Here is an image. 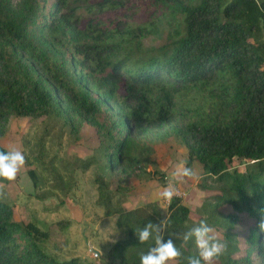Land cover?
Returning <instances> with one entry per match:
<instances>
[{
  "label": "trees",
  "instance_id": "trees-1",
  "mask_svg": "<svg viewBox=\"0 0 264 264\" xmlns=\"http://www.w3.org/2000/svg\"><path fill=\"white\" fill-rule=\"evenodd\" d=\"M161 23V44L146 46ZM11 116H58L72 129L89 122L109 169L125 173L141 167V137L171 131L187 148L186 166L201 167L203 188L209 179L229 184L216 196L231 206L215 227L226 248L212 264H264L257 227L264 215V0H0V139ZM22 153L35 179L34 161ZM151 207L120 214L116 224L127 236L112 245L111 261L140 264L154 246V238L141 244L136 236L147 222L159 223ZM168 212L161 234L182 252L177 264H186L197 254L187 249L194 240L185 247L176 234L188 231L191 210L175 196ZM242 213L252 223L241 239L232 230ZM41 224L34 214L17 220L0 200V264H89L48 254L50 232Z\"/></svg>",
  "mask_w": 264,
  "mask_h": 264
},
{
  "label": "rangeland",
  "instance_id": "rangeland-1",
  "mask_svg": "<svg viewBox=\"0 0 264 264\" xmlns=\"http://www.w3.org/2000/svg\"><path fill=\"white\" fill-rule=\"evenodd\" d=\"M164 23L156 34L144 38L146 46L161 44L166 36ZM96 117L101 120V116ZM0 142L8 149L27 153L34 161L30 168L35 173L32 179L29 168L23 165L15 180L0 181V200L14 207L15 217L21 222L32 214L44 221L42 229L50 232L43 242L44 249L57 259L81 257L89 264H119L107 255L116 240L127 236V230L119 227L116 220L123 211L147 204L152 205L154 213L158 212L160 221L168 219L170 202L160 193L169 183L175 185L177 196L191 210L192 219L185 224L187 230L203 220L219 238L222 229L215 227L231 211L229 204L219 205L216 198L229 190V184H215L209 179L203 188L204 173L197 163L189 167L194 173L191 178L174 177L177 165L187 161L188 152L171 131H154L140 138L135 151L141 167L131 173L109 169L105 150L89 122L81 126L74 123L72 129L58 116H11ZM237 169L244 171L245 165ZM61 219H69L70 223L64 227L55 225ZM251 223L242 213L232 231L242 239ZM244 247L242 243L241 248ZM194 248L193 244L187 249ZM95 251L99 254L95 255Z\"/></svg>",
  "mask_w": 264,
  "mask_h": 264
},
{
  "label": "clouds",
  "instance_id": "clouds-1",
  "mask_svg": "<svg viewBox=\"0 0 264 264\" xmlns=\"http://www.w3.org/2000/svg\"><path fill=\"white\" fill-rule=\"evenodd\" d=\"M186 161L177 165L174 177L191 178L193 170L186 166ZM25 164L24 154L16 149L10 148L7 152L0 151V179L13 181L15 180L19 169ZM161 197L166 201H171L178 195V190L173 183H169L167 187L160 193ZM170 221L165 218L154 224L147 222L142 228L138 229L136 236L141 244L154 238V246L150 247L146 253L140 256V264H167L168 261L175 260L182 256V252L169 238L165 241L161 234ZM257 227L260 232L264 233V215L261 216ZM153 234L154 237H153ZM176 239H180L187 243L194 240L197 254L185 257L186 264H212L214 258L220 256L226 245L222 243L214 234V230L206 221L201 220L198 225L193 226L187 232L176 234Z\"/></svg>",
  "mask_w": 264,
  "mask_h": 264
},
{
  "label": "water",
  "instance_id": "water-1",
  "mask_svg": "<svg viewBox=\"0 0 264 264\" xmlns=\"http://www.w3.org/2000/svg\"><path fill=\"white\" fill-rule=\"evenodd\" d=\"M96 254H99L98 252L95 251Z\"/></svg>",
  "mask_w": 264,
  "mask_h": 264
},
{
  "label": "built area",
  "instance_id": "built-area-1",
  "mask_svg": "<svg viewBox=\"0 0 264 264\" xmlns=\"http://www.w3.org/2000/svg\"><path fill=\"white\" fill-rule=\"evenodd\" d=\"M95 253V252H94ZM95 255H97L96 253H95Z\"/></svg>",
  "mask_w": 264,
  "mask_h": 264
},
{
  "label": "crops",
  "instance_id": "crops-1",
  "mask_svg": "<svg viewBox=\"0 0 264 264\" xmlns=\"http://www.w3.org/2000/svg\"><path fill=\"white\" fill-rule=\"evenodd\" d=\"M102 220H104V219H102Z\"/></svg>",
  "mask_w": 264,
  "mask_h": 264
}]
</instances>
